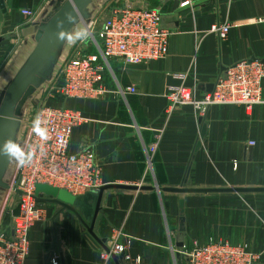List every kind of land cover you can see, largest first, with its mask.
<instances>
[{
  "label": "crops",
  "instance_id": "obj_1",
  "mask_svg": "<svg viewBox=\"0 0 264 264\" xmlns=\"http://www.w3.org/2000/svg\"><path fill=\"white\" fill-rule=\"evenodd\" d=\"M53 1L3 0L1 68L14 51L20 54L21 66L34 46V24L50 14ZM98 1L94 10L156 9L171 35L165 58L135 66L113 61L105 78L109 93L65 99L60 105L85 119L73 129L68 151L90 149L95 154L102 186L139 188L103 191L100 219L93 230L97 238L107 245L118 235L126 255L148 264H187L183 252L209 239L246 245L258 254L256 264H264V193L160 191L264 188V81L263 103L252 110L212 106L196 118L190 106H182L168 114L165 97L169 87L181 84L195 85L201 95L211 90L226 68L245 60H264V22H258L264 17V0H191L186 7L177 0ZM22 9L34 11V19L22 16ZM217 22L231 24L225 40L209 32ZM64 47L71 49L67 40ZM199 119L206 127L202 140ZM155 142L148 163V147ZM38 198L44 218L29 230L26 264H45L49 257H57L59 264L60 259L64 264H116L112 258H100L102 249L88 242L72 212L48 202L51 197L45 194ZM180 200L183 232L179 231Z\"/></svg>",
  "mask_w": 264,
  "mask_h": 264
},
{
  "label": "built area",
  "instance_id": "obj_2",
  "mask_svg": "<svg viewBox=\"0 0 264 264\" xmlns=\"http://www.w3.org/2000/svg\"><path fill=\"white\" fill-rule=\"evenodd\" d=\"M177 1L180 7L189 6L192 2ZM107 13L101 21L97 16L91 23L95 25L100 21L95 37L90 41L94 51H73L65 55L59 69L53 71L46 82L50 85L51 98L80 100L103 96L110 92L105 78L108 73L111 74V62L135 66L167 56L171 33L162 27L158 10L116 7L107 10ZM20 14L29 21L35 17V12L30 9H22ZM258 22H264V17ZM230 28L228 22H217L209 32L219 40H225ZM263 81V63L259 60L241 61L223 71L215 80L212 92L199 95L195 85L169 87L165 96L168 102L166 112L169 114L176 107L190 106L197 118L212 106H240L252 110L263 103ZM127 91L133 90L129 88ZM117 93L122 94L123 91ZM37 115L39 126L46 133L43 137L34 130L33 122ZM84 121L77 111L60 105L41 106L35 112L21 142L25 154L33 153L32 159L24 167H18L15 161L14 176L8 183V193L17 196L18 201L15 211L10 214L9 226H0V264H26L29 230L35 222L44 218V208L36 194L37 185L62 189L73 196L97 192L102 187L101 166L95 154L90 149L77 154L68 151L73 129ZM20 122L21 126L22 120ZM156 146L157 142L148 147V163ZM117 237L114 234L107 242L108 252L102 250L101 259L123 254V264H148L138 256L126 255L125 246L117 242ZM183 253L187 264H256L259 259L258 254L248 246L219 239H209L205 244L196 243ZM48 264H59L58 258L50 257Z\"/></svg>",
  "mask_w": 264,
  "mask_h": 264
},
{
  "label": "water",
  "instance_id": "obj_3",
  "mask_svg": "<svg viewBox=\"0 0 264 264\" xmlns=\"http://www.w3.org/2000/svg\"><path fill=\"white\" fill-rule=\"evenodd\" d=\"M98 0H54L51 4L52 11L39 22H35L36 31L34 34V46L21 66L13 75L10 81L6 83L0 92V190H8L9 186L4 178L13 158L4 154V145L7 141L17 144V135L20 129L21 112L25 103L32 95L52 76L54 68L58 62L61 51L65 45L66 39L58 38V33L71 32L78 24L86 26L90 21L94 4ZM5 13L3 0H0V43L4 41L1 36V25ZM68 17H71L70 20ZM62 21L61 27H57L58 22ZM251 61V60H250ZM264 64V60L260 61ZM212 92L214 84L210 85ZM201 123V119H199ZM199 138L203 139L205 134V125L202 124ZM200 146L198 141L196 148ZM108 189H139L135 186L108 185L102 186L97 192H88L81 196H73L65 190L49 187L47 185H37L36 194H45L51 197L47 200L50 203L58 205L62 210L72 212L79 220L85 237L91 244L100 247L108 252L106 240H99L94 233L100 214L99 204L103 191ZM142 190H152V187H142ZM160 191L176 194H209V193H264V188H161ZM19 195V192L16 191ZM18 201V197H15ZM179 231H184L183 201H179ZM110 258L116 264H121L123 254L119 256L111 255ZM50 257L45 264H48ZM60 264H64L60 259Z\"/></svg>",
  "mask_w": 264,
  "mask_h": 264
},
{
  "label": "rangeland",
  "instance_id": "obj_4",
  "mask_svg": "<svg viewBox=\"0 0 264 264\" xmlns=\"http://www.w3.org/2000/svg\"><path fill=\"white\" fill-rule=\"evenodd\" d=\"M99 2V1H96ZM94 4L96 7L97 4ZM94 7V8H95ZM107 9L104 11L101 9L94 10L92 12L90 21L86 26L83 24H78L71 32L74 33L78 29H86L89 33L90 38H85L82 41L77 40L74 44H71L70 47L71 49H64L62 50L60 57L58 59V62L54 68L56 71L59 69L58 67L61 65L62 61L64 60L65 55H69L72 53V51L78 52L82 50H86L87 52L89 51H94V48L91 47V39L95 37V32L97 31V28L99 26V22L104 19L107 16ZM98 16L100 21H97L95 25H91L92 22H94V19ZM89 50V51H88ZM10 51L7 52V54ZM12 53V52H11ZM9 54V58L4 63V66L0 69V92L3 89L5 83L10 80L13 75L16 73L18 68L20 67L19 62H22L20 60V54L18 52L14 51L12 54ZM6 54V55H7ZM6 59V58H5ZM4 59V60H5ZM49 83L43 84L33 95L32 97L25 103V105L22 108V114H21V120H22V125L20 126V131L18 132L17 135V145L21 148V142L23 141L24 135L26 128L28 124L31 123L35 112L37 109L41 106H56V105H62V102L65 100L63 98H51L49 95ZM15 159L13 158L12 163L10 164L7 173L5 175V182L8 184L11 182L14 172H15ZM16 209V202H15V197L11 194L8 193V190H0V226L7 227L10 224V214L11 212H14Z\"/></svg>",
  "mask_w": 264,
  "mask_h": 264
},
{
  "label": "clouds",
  "instance_id": "obj_5",
  "mask_svg": "<svg viewBox=\"0 0 264 264\" xmlns=\"http://www.w3.org/2000/svg\"><path fill=\"white\" fill-rule=\"evenodd\" d=\"M70 20L71 17H68ZM62 21L58 22L57 27H61ZM59 39H66L67 42L71 45L74 44L77 40H83L85 38H90L89 33L86 29H78L74 33L69 32L65 33L63 31L58 33ZM34 130L40 134L42 137L45 136V130L40 128V118L37 115L36 119L34 120ZM4 154L9 156L10 158H14L17 161L18 167H24L27 162L31 161L33 153L25 154V152L15 143L12 141H7L4 145Z\"/></svg>",
  "mask_w": 264,
  "mask_h": 264
}]
</instances>
